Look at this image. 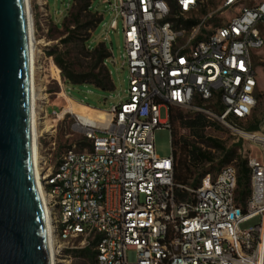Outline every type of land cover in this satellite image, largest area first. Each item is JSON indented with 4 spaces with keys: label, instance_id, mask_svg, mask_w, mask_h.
Here are the masks:
<instances>
[{
    "label": "built area",
    "instance_id": "obj_1",
    "mask_svg": "<svg viewBox=\"0 0 264 264\" xmlns=\"http://www.w3.org/2000/svg\"><path fill=\"white\" fill-rule=\"evenodd\" d=\"M209 1L102 0L115 13L109 28H117L116 17L122 21L126 99L95 108L101 112L95 117L70 113L82 138L54 163V124L37 133L56 264H71L85 248L94 251L92 264H264V115L258 131L246 129L258 103L251 51L264 46V0H222L200 15ZM224 9L232 10L225 22L208 23ZM33 104L38 121L58 120L64 108L49 114L38 96ZM171 106L202 113L262 148L259 157L244 151L250 192L243 201L233 163L195 187L174 182L172 149L166 157L154 149V130L171 132ZM254 218L256 224L240 228Z\"/></svg>",
    "mask_w": 264,
    "mask_h": 264
},
{
    "label": "water",
    "instance_id": "obj_2",
    "mask_svg": "<svg viewBox=\"0 0 264 264\" xmlns=\"http://www.w3.org/2000/svg\"><path fill=\"white\" fill-rule=\"evenodd\" d=\"M26 0H0V264H51L36 184Z\"/></svg>",
    "mask_w": 264,
    "mask_h": 264
},
{
    "label": "rangeland",
    "instance_id": "obj_3",
    "mask_svg": "<svg viewBox=\"0 0 264 264\" xmlns=\"http://www.w3.org/2000/svg\"><path fill=\"white\" fill-rule=\"evenodd\" d=\"M108 1L111 3L113 2V0ZM221 1L222 0H210L208 7H206L207 9L205 8L206 10H202L200 15L205 14L207 11L216 9L220 5ZM39 2V0H30L34 18L35 38L36 41H39L36 45L39 52H35L37 60L36 65L37 67L42 66L41 70L43 71L42 76H39L38 74L40 73V69H37L34 82L36 91L35 94H39L38 90L40 86H43L45 89L48 101L46 106L47 112L52 114L54 111H59L61 107L70 104V102L65 98V95L74 99L77 103L75 107L79 110V112L89 114L90 116H95V112L90 109L82 108L80 105L88 106L85 103L89 102L92 105H97L101 109H108L112 104H118L119 102L124 101L126 99L125 90L128 88V69L126 64H122V53L124 52L122 21L120 17H116L117 28H109L111 19L115 17V13L110 10L109 3H104L102 0H92L91 6L98 10V12L102 14L103 18L94 28L87 41L89 47H94L98 43H103L108 51V56L105 58L104 64L109 72L112 88L110 90H101L89 84H80L75 86L67 85L64 87L63 79L60 76V70H58L60 77L59 82L52 76L54 72L53 65L55 64L53 63L52 57L48 55V52L53 51L54 48L64 49L65 46L60 43V39L64 36L63 27H60V23L63 16L66 14V11H72L76 7L78 0H46V4L43 6H40L38 4ZM42 2L43 0H41L40 3ZM247 2L248 1H245L242 4L245 5ZM231 14L232 10L230 9L221 10L220 12H217L213 19L208 21V23H223L230 17ZM261 32L264 36V28L261 29ZM74 55L76 54L72 52L71 57ZM251 60L256 74L258 84L257 94L259 97L254 111V117L261 120L264 115V46L260 49L251 51ZM41 104L42 102H40V105ZM182 112L188 111L182 109ZM167 113L168 111L166 108L161 107L159 111L160 119H166ZM252 119L253 116L250 120ZM47 122L54 124L55 129V146L52 151V163H54L64 148L69 143L79 141L82 138V135L73 129V117L70 113H65L60 119L53 122L50 120ZM213 122L214 124L205 129L204 133L206 136L219 139L223 142L226 148L230 147L234 143H239L240 149L237 150V153L242 157L245 155L244 151L249 150V148L251 152L256 154V156L259 157L262 155V148L259 145L251 143L245 139H238L236 135H233L217 121L213 120ZM181 133L186 134L187 131L181 130ZM202 146L203 148L208 149L205 144H202ZM154 149L155 153L159 157H166L171 153L170 131L167 127L159 126L154 130ZM211 151L214 152L215 155L218 154L215 150ZM213 172L215 171L213 170ZM257 222L258 218L248 220L240 224V228H247ZM71 264H92V262L87 260L85 257L79 256L77 253Z\"/></svg>",
    "mask_w": 264,
    "mask_h": 264
},
{
    "label": "trees",
    "instance_id": "obj_4",
    "mask_svg": "<svg viewBox=\"0 0 264 264\" xmlns=\"http://www.w3.org/2000/svg\"><path fill=\"white\" fill-rule=\"evenodd\" d=\"M91 3L92 0H78L72 11H66L60 23L64 31L60 43L65 47L54 48L53 51L48 52V55L59 68L64 87L89 84L101 90H110L112 83L104 64L108 51L103 43L89 47L87 42L92 31L103 18ZM72 52L76 54L73 57H71ZM85 104L101 109L89 102ZM252 116L253 119L248 122L246 129L256 132L259 130L260 119L254 117V113ZM168 119L171 126L170 144L174 155V182L195 187L206 173L215 174L220 167L232 162L237 171L236 197L238 201H243L248 196L250 188L246 158L237 153L240 144L234 143L226 148L219 139L206 136L205 129L214 122L202 113L182 112L181 108L171 106ZM181 130L187 133H181ZM202 144L208 149L203 148ZM211 150H215L218 154L215 155ZM176 193L179 198L186 196L179 189ZM78 254L93 263L94 251L91 248L82 249Z\"/></svg>",
    "mask_w": 264,
    "mask_h": 264
},
{
    "label": "bare ground",
    "instance_id": "obj_5",
    "mask_svg": "<svg viewBox=\"0 0 264 264\" xmlns=\"http://www.w3.org/2000/svg\"><path fill=\"white\" fill-rule=\"evenodd\" d=\"M27 2V12H28V23H29V34H30V43H31V83H32V101H31V104H32V125H33V147H34V165H35V173H36V184H37V188H38V192H39V195H40V198H41V201H42V204L43 206L45 205V194H44V191L42 189V184L40 182L39 179H41V176H40V168H39V162L37 160V151H36V142H37V133L40 132V131H50V128L53 127V124L51 123H48L46 119H43L42 118H39V121L38 119L36 120L34 118V111H33V102H34V99H35V96L38 95V99L39 100H43V102L45 103L47 101V94L45 92V89L43 86H40L39 87V94H35L34 92L35 91V77H36V74H37V69H40V73L38 74L39 76H42V73L43 71L41 70L42 66L40 67H37V63H36V60H35V57H34V54L36 51L39 52L36 44L39 43V41H34L33 40V29H32V24H31V11H30V7H29V0H26ZM37 67V68H36ZM54 67V72L52 74L53 78L55 80H57L58 82L60 81V77H59V74H58V68L57 66L53 65ZM53 70V68H52ZM37 88V87H36ZM63 93V92H62ZM65 98L70 102V104H67L64 106L63 110L59 113V118L60 119L62 117V115L64 113H73V114H78V115H89V114H83L81 112H79V110L75 107L77 105V103L72 99L70 98L69 96H66L65 95ZM79 105V104H78ZM80 107L82 108H85V109H90V110H93L95 112V116L99 115L101 112L98 111L97 109L95 108H91V107H88V106H81ZM38 114V113H36ZM90 116V115H89ZM95 116H91V117H95ZM46 215V214H45ZM48 219V216L46 217V221ZM48 223V221H47ZM47 236H48V243H49V247H51V244H52V241L49 237V230L47 232ZM51 261L56 264L57 262V258H55L54 256L51 258Z\"/></svg>",
    "mask_w": 264,
    "mask_h": 264
},
{
    "label": "crops",
    "instance_id": "obj_6",
    "mask_svg": "<svg viewBox=\"0 0 264 264\" xmlns=\"http://www.w3.org/2000/svg\"><path fill=\"white\" fill-rule=\"evenodd\" d=\"M56 24V23H55ZM71 98V97H70ZM73 99V98H72ZM74 100V99H73Z\"/></svg>",
    "mask_w": 264,
    "mask_h": 264
}]
</instances>
